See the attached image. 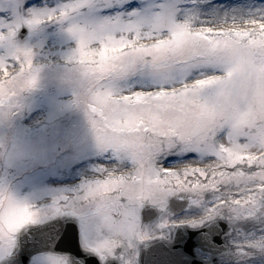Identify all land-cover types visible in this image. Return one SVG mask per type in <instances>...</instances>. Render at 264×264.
<instances>
[{"label": "snow or ice", "instance_id": "obj_1", "mask_svg": "<svg viewBox=\"0 0 264 264\" xmlns=\"http://www.w3.org/2000/svg\"><path fill=\"white\" fill-rule=\"evenodd\" d=\"M24 4L8 0L10 17L0 18V120L23 107L43 68L19 32L58 24L76 44L67 57L74 102L108 162L34 211L29 197L0 185V262L7 264L26 227L67 216L79 222L82 251L41 253L35 264H97L93 256L99 264H138V245L151 238L142 214L152 206L165 214L159 229L226 221L237 264H264V4ZM173 198L199 214L170 220Z\"/></svg>", "mask_w": 264, "mask_h": 264}, {"label": "rangeland", "instance_id": "obj_2", "mask_svg": "<svg viewBox=\"0 0 264 264\" xmlns=\"http://www.w3.org/2000/svg\"><path fill=\"white\" fill-rule=\"evenodd\" d=\"M60 2L62 0H25L24 7H51ZM136 2L133 0V4ZM213 2L226 6L244 5L253 9L264 4V0ZM11 12L8 0H0V18L10 17ZM27 30L24 38L20 39L18 34V42L33 48L34 61L43 68L38 86L25 94L23 107L10 118L0 120V185L34 201L50 202L54 192L78 186L94 175L97 165L108 161L96 148L84 109L74 102L75 88L64 78L65 70L70 66L67 57L75 48V41L55 23ZM3 51L0 48V53ZM194 156L190 154L187 159ZM176 159L171 158L167 163H173ZM75 181L78 183L71 186L70 183ZM169 212L170 220H181L198 215L199 209L187 205L181 210H173L170 204ZM164 215L157 209L154 219L143 220L151 238L139 243L137 262L144 244L160 238L167 241L173 239L174 225L167 229L157 227ZM230 250L234 255V248ZM225 258L221 264H237L235 255L231 257L226 254ZM32 264H35L34 260Z\"/></svg>", "mask_w": 264, "mask_h": 264}, {"label": "water", "instance_id": "obj_3", "mask_svg": "<svg viewBox=\"0 0 264 264\" xmlns=\"http://www.w3.org/2000/svg\"><path fill=\"white\" fill-rule=\"evenodd\" d=\"M25 34L26 30H23L21 36L23 37ZM171 201L177 210H181L187 204L186 200L180 198H173ZM156 215L157 210L152 206L146 207L143 211L146 220H151ZM229 230V225L221 220L198 229L179 226L172 242L158 240L143 247L141 264L218 263V255L229 248L226 247V243L222 239ZM209 238L216 247L209 243ZM196 249L208 253L211 259L199 258ZM73 250L82 251L77 223L71 217L60 216L41 224L26 227L19 235V247L16 254L8 259L7 264H29L31 258L41 252H72L74 254ZM97 264H99L98 260Z\"/></svg>", "mask_w": 264, "mask_h": 264}, {"label": "clouds", "instance_id": "obj_4", "mask_svg": "<svg viewBox=\"0 0 264 264\" xmlns=\"http://www.w3.org/2000/svg\"><path fill=\"white\" fill-rule=\"evenodd\" d=\"M95 47H98L99 45H94ZM74 66H69L64 73V78L67 82H69L71 85H73V87H75V79H76V75L74 72ZM20 196V195H19ZM24 197V196H21ZM46 203V202H39V201H34V200H30V204H31V208L29 209V211H34L39 209L40 207H42V205Z\"/></svg>", "mask_w": 264, "mask_h": 264}, {"label": "bare ground", "instance_id": "obj_5", "mask_svg": "<svg viewBox=\"0 0 264 264\" xmlns=\"http://www.w3.org/2000/svg\"><path fill=\"white\" fill-rule=\"evenodd\" d=\"M170 161V160H169ZM88 177V176H87Z\"/></svg>", "mask_w": 264, "mask_h": 264}]
</instances>
